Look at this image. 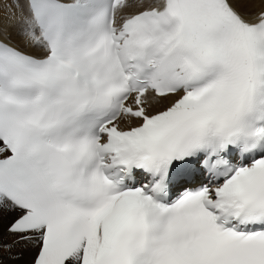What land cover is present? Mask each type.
Returning <instances> with one entry per match:
<instances>
[{"label":"snow or ice","instance_id":"snow-or-ice-1","mask_svg":"<svg viewBox=\"0 0 264 264\" xmlns=\"http://www.w3.org/2000/svg\"><path fill=\"white\" fill-rule=\"evenodd\" d=\"M0 264H264V0H0Z\"/></svg>","mask_w":264,"mask_h":264}]
</instances>
